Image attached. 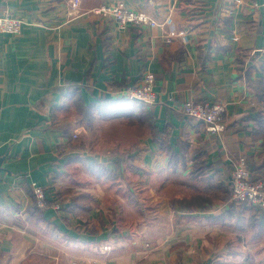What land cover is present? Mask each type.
Listing matches in <instances>:
<instances>
[{"label":"crops","instance_id":"0c3cea01","mask_svg":"<svg viewBox=\"0 0 264 264\" xmlns=\"http://www.w3.org/2000/svg\"><path fill=\"white\" fill-rule=\"evenodd\" d=\"M102 4L157 24L120 28L88 12ZM80 11L0 0V15L23 21L20 34L0 32V264H264V231L234 227L229 213L233 161L264 177V0H80ZM146 71L150 105L120 91ZM187 100L223 103L224 133L185 116ZM125 155L118 181L85 164ZM201 159L214 165L202 185L216 199L175 207L195 192ZM33 183L50 203L40 222L28 212ZM83 193L88 210L64 208Z\"/></svg>","mask_w":264,"mask_h":264},{"label":"built area","instance_id":"2783aa9c","mask_svg":"<svg viewBox=\"0 0 264 264\" xmlns=\"http://www.w3.org/2000/svg\"><path fill=\"white\" fill-rule=\"evenodd\" d=\"M8 1V0H4ZM70 11L75 15L80 14V0H69ZM89 13L101 17H109L113 19L120 28H126L130 25H156L155 19L147 13L128 8L121 4H102L91 8ZM23 21L19 17L9 14L0 15V32L9 34H20ZM187 40L186 37H183ZM155 77L151 71L143 73L141 83L137 86L128 85L121 89V94L128 98L139 100L146 104H153L157 101L154 89ZM179 110L187 117L200 122L203 129L210 134L220 136L226 129L225 123V105L221 102L206 103L194 100L183 101L179 104ZM77 135L74 134V137ZM231 183V199L236 202H247L250 205L264 208V177L257 179L251 178L244 157H240L233 161V169L230 175ZM33 192L37 205L45 209L50 206L46 198L43 186L33 183ZM55 208H59L58 203H54ZM105 248H109L105 246ZM72 264H78L73 261Z\"/></svg>","mask_w":264,"mask_h":264},{"label":"trees","instance_id":"16d2710c","mask_svg":"<svg viewBox=\"0 0 264 264\" xmlns=\"http://www.w3.org/2000/svg\"><path fill=\"white\" fill-rule=\"evenodd\" d=\"M142 78V76H141ZM128 85H125L121 87L120 89H123ZM125 96L124 94H122ZM126 97V96H125ZM258 98L261 101H264V76L263 80L260 82V85L258 86ZM194 120V119H193ZM200 123V122H198ZM201 124V123H200ZM172 156L173 153L171 154ZM198 157V154L195 156ZM173 158V157H171ZM133 159L130 156L125 155L124 158H116L113 159V167L109 168L107 166V161H97V160H90L87 161L85 164L88 169L92 170L94 174L98 178H113L115 181H118L119 174L121 172V163L125 164H131ZM176 165H171V168H174ZM214 165H207L204 160H200L199 163L196 165H193L190 176L196 179L195 186L192 185V188L195 190V192L190 195L189 198H183L180 201L172 202L173 205L179 208H182L185 211H193L197 207L200 208H207L213 204V201L216 199V196L213 198H210L209 196H205V191H209L211 189L210 185L203 186L202 181L204 179H207V177L210 178L208 175L210 172H212V168ZM209 195V194H208ZM223 197L226 199V194L223 195ZM93 202V199L89 195V193H83L79 194L78 196H73L69 202L64 203V208L66 210L72 211V212H80L86 211L90 208L91 204ZM29 216L33 221L40 222L44 219L42 209L38 207L36 204V201L34 204L30 205L28 207ZM229 213L235 216V223L233 224L234 227H243V228H253L255 227L256 234H259V228L264 231V208L253 206L248 204L247 202H242L241 204H235L234 202H229ZM229 214V215H230ZM255 214H259L258 218H255ZM210 264H226L218 259H215Z\"/></svg>","mask_w":264,"mask_h":264},{"label":"rangeland","instance_id":"374dc122","mask_svg":"<svg viewBox=\"0 0 264 264\" xmlns=\"http://www.w3.org/2000/svg\"><path fill=\"white\" fill-rule=\"evenodd\" d=\"M192 119V118H191ZM250 170V169H249ZM262 177V176H261ZM229 187H230V195H229V199H230V202H234L235 204H241V202H236V201H234V200H232L231 199V197H232V192H231V183L229 182ZM208 192V194H210V192H212V193H214L215 192V190L213 189V187H211V189L209 190V191H207ZM109 247V246H108ZM110 248V247H109ZM76 261V260H75Z\"/></svg>","mask_w":264,"mask_h":264},{"label":"water","instance_id":"95a60500","mask_svg":"<svg viewBox=\"0 0 264 264\" xmlns=\"http://www.w3.org/2000/svg\"><path fill=\"white\" fill-rule=\"evenodd\" d=\"M3 160H4V156H0V170L2 169L1 168V163H2Z\"/></svg>","mask_w":264,"mask_h":264}]
</instances>
